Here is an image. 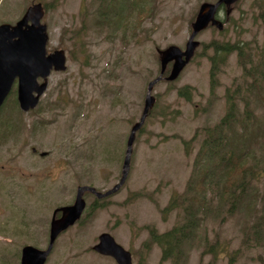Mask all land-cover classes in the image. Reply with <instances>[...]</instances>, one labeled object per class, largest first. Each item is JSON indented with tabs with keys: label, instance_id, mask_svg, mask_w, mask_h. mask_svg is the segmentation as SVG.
Segmentation results:
<instances>
[{
	"label": "rangeland",
	"instance_id": "rangeland-1",
	"mask_svg": "<svg viewBox=\"0 0 264 264\" xmlns=\"http://www.w3.org/2000/svg\"><path fill=\"white\" fill-rule=\"evenodd\" d=\"M130 1L0 0V24H14L42 2L47 51L67 55L66 70L52 72L34 110L20 109L15 83L1 112L12 128L0 140V264H20L27 244L46 249L54 210L73 204L78 186L105 191L120 181L130 130L160 73L158 51L184 49L201 4L217 0H138L146 9L142 19ZM220 18L225 29L197 34L200 46L181 74L155 84L156 102L137 134L125 183L59 236L45 264H117L93 250L103 232L132 252L134 264H226L230 255L235 264H264V141L253 144L255 188L231 212L207 196L209 212L184 257L162 262V247L149 241L152 228L161 233L179 223L181 210L163 213L174 195L200 197L190 182L207 131L226 113L228 90L241 111L247 102L264 120V0H240L228 21L225 9ZM215 42L245 49L242 57L229 54L213 88ZM255 79L257 91L250 87ZM185 86L190 100L179 94ZM84 197L88 206L97 199L90 192ZM216 241L225 250L206 253Z\"/></svg>",
	"mask_w": 264,
	"mask_h": 264
},
{
	"label": "water",
	"instance_id": "water-1",
	"mask_svg": "<svg viewBox=\"0 0 264 264\" xmlns=\"http://www.w3.org/2000/svg\"><path fill=\"white\" fill-rule=\"evenodd\" d=\"M236 1L219 0L215 4L204 3L193 23L194 31L186 50L182 51L177 46L160 50L162 72L155 81L149 84L143 116L140 122L133 127L128 139L123 177L120 183L105 193L98 192L91 186H80L76 200L72 205L62 206L55 210L51 221L50 241L47 249L41 250L31 245L26 246L23 249L22 264H45L59 234L74 225L81 217L86 207V201L83 198L85 191L104 197L115 192L122 185L129 171L135 132L143 124L149 109L155 102V98L151 95L154 83L163 77V73L171 61H174V64L169 79H175L190 61L195 48L199 44L198 41H194L196 34L207 27L210 22L222 28L223 24L215 19L218 6L224 3L230 7ZM230 12L231 9L229 8L228 13ZM43 15L44 10L39 3L29 7L22 19L15 25L3 24L0 26V107L8 96L15 79L18 78V101L21 108L24 111L35 108L40 96L47 89L48 76L51 71L53 69L57 71L66 69V55L63 50H56L47 54L48 33L47 26L41 22ZM39 77L44 79L42 84L38 82ZM59 211L61 215L57 217L56 214ZM94 250L103 255L114 257L118 264H133L131 252L117 243L115 238L108 232L99 236V242L94 246Z\"/></svg>",
	"mask_w": 264,
	"mask_h": 264
},
{
	"label": "trees",
	"instance_id": "trees-1",
	"mask_svg": "<svg viewBox=\"0 0 264 264\" xmlns=\"http://www.w3.org/2000/svg\"><path fill=\"white\" fill-rule=\"evenodd\" d=\"M139 12L141 17L144 15V8L141 6ZM214 53L209 56L212 68L211 77L214 81L213 88L217 85V71L221 64L225 62L226 55L234 50L240 51L242 56L243 49L237 44H214ZM190 87L185 86L179 94L191 99ZM259 94L260 91L258 92ZM228 104L226 113L220 121L207 131L198 155L196 164L198 174L192 177L190 190L198 191V195L192 196L189 202L186 194L183 196L174 195L170 204L163 210L164 212L173 209L182 211V221L169 231L159 233L155 228L150 231V243H157L163 248L162 262L168 260H179L184 253V246L193 244L196 233L203 222V215L209 212L210 203L218 200L219 206L224 208L229 205L228 211H233L238 205L242 194L248 190H253V183L257 179L255 167L251 164L254 158L253 144L264 141V120H261L252 108L245 102L244 110H240L234 100V95L227 92ZM12 128V125H11ZM5 133V136H10ZM210 195V203L207 196ZM243 199V198H242ZM188 202V203H187ZM200 205L196 206V203ZM99 200L92 203L89 209L96 210L102 207ZM200 210V221L197 213ZM225 250L220 242H209L204 248L206 253L219 254ZM235 257L230 255L227 264H234Z\"/></svg>",
	"mask_w": 264,
	"mask_h": 264
},
{
	"label": "flooded vegetation",
	"instance_id": "flooded-vegetation-1",
	"mask_svg": "<svg viewBox=\"0 0 264 264\" xmlns=\"http://www.w3.org/2000/svg\"><path fill=\"white\" fill-rule=\"evenodd\" d=\"M20 264H21V256H20Z\"/></svg>",
	"mask_w": 264,
	"mask_h": 264
}]
</instances>
